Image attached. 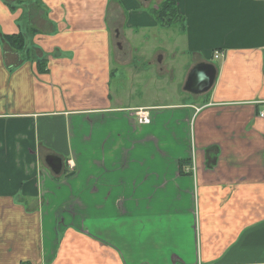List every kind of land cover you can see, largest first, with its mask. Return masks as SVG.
<instances>
[{
	"label": "crops",
	"instance_id": "0c3cea01",
	"mask_svg": "<svg viewBox=\"0 0 264 264\" xmlns=\"http://www.w3.org/2000/svg\"><path fill=\"white\" fill-rule=\"evenodd\" d=\"M160 1L0 0V264H264V0Z\"/></svg>",
	"mask_w": 264,
	"mask_h": 264
},
{
	"label": "water",
	"instance_id": "95a60500",
	"mask_svg": "<svg viewBox=\"0 0 264 264\" xmlns=\"http://www.w3.org/2000/svg\"><path fill=\"white\" fill-rule=\"evenodd\" d=\"M204 72L207 75V79L203 83H198L196 74L197 72ZM216 70L213 64L210 63H198L190 68L186 81H184L183 89L191 93H201L207 91L213 84ZM45 166L54 174H59L62 170V159L56 155L49 154L44 158Z\"/></svg>",
	"mask_w": 264,
	"mask_h": 264
},
{
	"label": "trees",
	"instance_id": "16d2710c",
	"mask_svg": "<svg viewBox=\"0 0 264 264\" xmlns=\"http://www.w3.org/2000/svg\"><path fill=\"white\" fill-rule=\"evenodd\" d=\"M175 4H176V0H161L160 3L156 5L157 8L152 10V13L155 16L154 18L161 25L166 26L174 23L179 18V14L177 12V7ZM8 38L11 39V42L15 48L17 49L22 48L21 37L19 34L9 36ZM64 172L70 176L74 171L65 168Z\"/></svg>",
	"mask_w": 264,
	"mask_h": 264
},
{
	"label": "rangeland",
	"instance_id": "374dc122",
	"mask_svg": "<svg viewBox=\"0 0 264 264\" xmlns=\"http://www.w3.org/2000/svg\"><path fill=\"white\" fill-rule=\"evenodd\" d=\"M172 72L174 75V80L170 83L167 82V79L169 78L166 76V82H158L159 84L157 85V97L160 98H166V99H171L174 101L175 99H178V97L183 96V90L179 88V83L181 82L183 78V74L186 68L185 67V62L182 61V59L178 58L176 59V62H172ZM158 93H161V95H158ZM165 94V95H164Z\"/></svg>",
	"mask_w": 264,
	"mask_h": 264
},
{
	"label": "built area",
	"instance_id": "2783aa9c",
	"mask_svg": "<svg viewBox=\"0 0 264 264\" xmlns=\"http://www.w3.org/2000/svg\"><path fill=\"white\" fill-rule=\"evenodd\" d=\"M260 117L261 118H264V110L262 111V112H260ZM74 162H73V160L72 159H67L66 161H65V167L67 168V169H69V170H73L74 169V164H73Z\"/></svg>",
	"mask_w": 264,
	"mask_h": 264
},
{
	"label": "clouds",
	"instance_id": "9594fccd",
	"mask_svg": "<svg viewBox=\"0 0 264 264\" xmlns=\"http://www.w3.org/2000/svg\"><path fill=\"white\" fill-rule=\"evenodd\" d=\"M197 82L203 83L207 79V75L204 72H197L196 74Z\"/></svg>",
	"mask_w": 264,
	"mask_h": 264
}]
</instances>
